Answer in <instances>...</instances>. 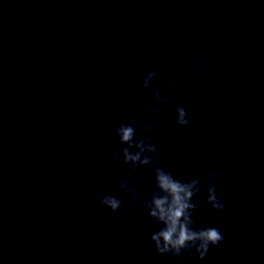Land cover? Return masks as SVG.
Returning a JSON list of instances; mask_svg holds the SVG:
<instances>
[{"label": "clouds", "instance_id": "clouds-1", "mask_svg": "<svg viewBox=\"0 0 264 264\" xmlns=\"http://www.w3.org/2000/svg\"><path fill=\"white\" fill-rule=\"evenodd\" d=\"M205 63L203 54L193 53L184 67L194 72L197 79H203L206 73ZM160 79L159 69L149 68L138 82L140 90L151 92L150 120H140L135 113L128 115L126 119L115 120L113 140L106 145L111 150L114 171L119 177L118 190L128 198L127 202L120 195L111 192L99 194L96 202L112 218L127 220L134 216L146 228H154L143 241V246L154 251L157 256L168 257L169 264H179L184 258L196 264L204 261L210 250L224 241V235L218 227H197L194 217L201 206L197 197L202 187L207 192L203 203L212 210L223 212L226 202L217 195L214 171L206 173L202 186L200 177L194 175L191 163L184 165L182 179L163 167L158 160V146L154 137L159 134L162 110L172 103L171 93L176 89L172 82L161 85L158 83ZM130 83L137 84L135 76L130 78ZM175 123L180 127H190L193 116L184 106L177 105ZM168 145L179 147L180 140L170 136L159 151L167 152ZM141 170L144 175L151 177L150 187L142 179ZM111 223V219L105 218L104 227L110 228ZM102 251L110 253L112 246L106 244ZM111 260L112 264L119 262L120 252H114Z\"/></svg>", "mask_w": 264, "mask_h": 264}]
</instances>
